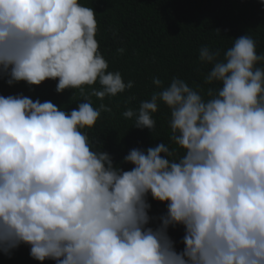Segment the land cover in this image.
<instances>
[{"label":"clouds","instance_id":"clouds-1","mask_svg":"<svg viewBox=\"0 0 264 264\" xmlns=\"http://www.w3.org/2000/svg\"><path fill=\"white\" fill-rule=\"evenodd\" d=\"M96 13L80 0H0V78L8 85L58 81L56 91L99 99L131 88L108 71L95 39ZM119 51L123 52V49ZM212 64L205 100L179 78L123 113L153 131L163 102L171 141L131 149L122 163L94 148L105 105L85 100L66 112L51 101L0 95V251L21 244L55 264H264V69L248 35ZM157 87L162 86L154 78ZM152 200L166 212L151 216ZM182 226L177 251L169 228Z\"/></svg>","mask_w":264,"mask_h":264},{"label":"trees","instance_id":"trees-1","mask_svg":"<svg viewBox=\"0 0 264 264\" xmlns=\"http://www.w3.org/2000/svg\"><path fill=\"white\" fill-rule=\"evenodd\" d=\"M96 13L97 31L95 39L98 51L108 63V71L119 72L127 84L133 86L115 96L99 99L90 95L93 86L80 89L56 91L58 81L46 80L40 85L29 86L25 82L8 85L0 78V95L23 94L33 101H51L58 108L70 112L87 97L94 108L105 105L110 111H101L92 128L86 133L94 148L108 152L114 163L125 170L132 165L122 163L131 149L147 150L164 142L175 149L177 156L182 149L170 137V109L160 102L157 112L152 114L155 128L134 127V118L127 119L123 113L128 109H139L141 102L167 87L173 78L184 80L190 88L208 100L209 88H218L216 82L208 84L205 78L212 64L201 62L199 50L208 47L218 52L217 60L233 46L234 39L250 36L256 44L258 56H264V0H80ZM123 49V52L119 51ZM255 67L264 69V60ZM154 78L162 86L153 83ZM151 216L166 212V204L154 201L149 196ZM182 226L169 228L177 251L182 250ZM30 246L21 244L9 254L0 251V264H55L53 260L40 262L30 256Z\"/></svg>","mask_w":264,"mask_h":264}]
</instances>
